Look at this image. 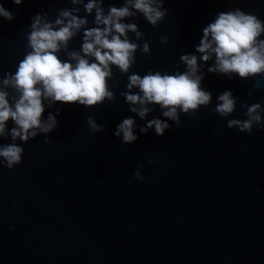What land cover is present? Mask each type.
Returning a JSON list of instances; mask_svg holds the SVG:
<instances>
[{
    "label": "water",
    "instance_id": "obj_1",
    "mask_svg": "<svg viewBox=\"0 0 264 264\" xmlns=\"http://www.w3.org/2000/svg\"><path fill=\"white\" fill-rule=\"evenodd\" d=\"M0 2L16 13L12 22L0 20L2 79L28 50L33 15L76 6L68 0H25L21 7ZM121 2L104 0V6ZM164 3L168 16L159 28L137 22L151 56L137 51L131 71H183L180 56L194 53L201 29L218 12L241 8L264 20V0ZM56 14L49 11L50 18ZM162 36L169 37L167 45L160 44ZM81 44L82 31L59 57L67 59ZM210 65L203 86L213 106L227 89L241 103H264V81L208 74ZM127 83L114 69V100L93 109H47L45 115L60 108L59 131L22 145L23 162L14 170L0 167V264H264V131L229 129L227 120L202 108L195 117L181 115L182 126L172 125L163 138L154 130L140 134L146 121L129 112L122 95ZM243 111L238 104L230 118L244 119ZM130 116L139 139L125 145L113 132ZM88 117L106 130L93 135ZM153 118L166 119L158 106L147 120ZM138 167L143 181L135 179Z\"/></svg>",
    "mask_w": 264,
    "mask_h": 264
},
{
    "label": "clouds",
    "instance_id": "obj_2",
    "mask_svg": "<svg viewBox=\"0 0 264 264\" xmlns=\"http://www.w3.org/2000/svg\"><path fill=\"white\" fill-rule=\"evenodd\" d=\"M11 2L21 7L25 0ZM68 2L76 7L41 10L30 18L28 50L15 71L6 72L0 79V167L14 170L23 162L22 145L41 134L48 137L59 131L60 108L55 114L45 115L47 109L54 105L93 109L114 100L109 87L114 69L127 75V91L122 95L129 112L146 121L139 127L140 134L154 130L157 138H163L172 125L182 126L181 115L195 117L202 108L227 120L229 129L248 135L254 128L264 131V103H241L227 89L215 97L213 106L212 92L203 86L204 68L209 62L208 74L253 80L256 85L264 81V20L256 14L241 8L218 12L201 29L194 53L180 56L183 71L150 69L141 75L131 71L137 63V51L151 56V48L137 22L143 19L152 28H159L168 16L164 0H122L119 6L107 7L104 0ZM229 3L235 5L239 0ZM49 11L57 14L50 18ZM15 18L16 13L0 2V20L12 22ZM81 31L80 51L61 59L58 54L66 51ZM168 43L169 37L162 36L160 44ZM238 104L244 110V119L230 118ZM154 106L166 119L147 120ZM86 123L93 135L106 130L92 117ZM136 129L137 122L130 116L116 125L113 135L121 143L132 145L139 139ZM134 176L139 181L144 179L139 167Z\"/></svg>",
    "mask_w": 264,
    "mask_h": 264
}]
</instances>
